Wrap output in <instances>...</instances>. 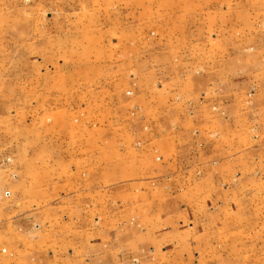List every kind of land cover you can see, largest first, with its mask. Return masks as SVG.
Wrapping results in <instances>:
<instances>
[{"label": "rangeland", "instance_id": "374dc122", "mask_svg": "<svg viewBox=\"0 0 264 264\" xmlns=\"http://www.w3.org/2000/svg\"><path fill=\"white\" fill-rule=\"evenodd\" d=\"M175 225L264 264V0H0V264Z\"/></svg>", "mask_w": 264, "mask_h": 264}, {"label": "crops", "instance_id": "0c3cea01", "mask_svg": "<svg viewBox=\"0 0 264 264\" xmlns=\"http://www.w3.org/2000/svg\"><path fill=\"white\" fill-rule=\"evenodd\" d=\"M158 182L160 183V181ZM159 183L155 185L157 188L160 187ZM136 184L138 183H132L131 185H134L133 187H135L137 186ZM157 204L154 205V207L158 206L157 209H154L153 211L148 209L144 211L142 216L137 215V217L141 218L143 221L155 222L156 224V222L160 220V214L157 213L159 210V202H157ZM214 233L215 231L211 228H207L206 230L188 231L180 229L176 227V225L175 228L172 229H159L149 227L148 230H144L141 232L136 231V233L134 229L125 234L123 242L126 245L124 247L120 246L121 248H118L116 250L114 238L120 236L119 231L116 229L107 230L105 232L102 231L103 237H109L111 238V240L107 242V244H109V248L103 247L99 250L100 259L94 262V264H129L130 259L135 252L140 256V264H192V262L190 261L191 259L189 260L188 256L187 258H185L186 256L182 255L184 250L186 252L192 253L193 249L196 248L208 249L209 246L212 247L214 243L211 237L214 235ZM180 237L183 239L180 240ZM198 238H201V240L199 241L200 245L198 244ZM191 239H197L196 246L194 245L193 247H191L193 243V241H190ZM162 245H165L167 248H172V254L169 253L165 255L166 258H164L163 260L164 263L161 261H155L154 257L156 254L153 255V258H151L150 256V248H152L153 246L157 247ZM128 246L131 249L134 247H138V249L136 251H131V249L127 248ZM154 251L155 250L153 249V252Z\"/></svg>", "mask_w": 264, "mask_h": 264}]
</instances>
